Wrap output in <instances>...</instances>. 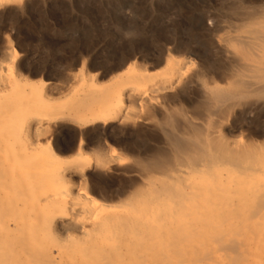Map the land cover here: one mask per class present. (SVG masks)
Returning a JSON list of instances; mask_svg holds the SVG:
<instances>
[{"label":"rangeland","instance_id":"rangeland-1","mask_svg":"<svg viewBox=\"0 0 264 264\" xmlns=\"http://www.w3.org/2000/svg\"><path fill=\"white\" fill-rule=\"evenodd\" d=\"M3 2L4 4L0 6V229L2 231H0V258L5 261H0V264H103L105 257L99 250L89 253L95 246L105 250L109 247V250L118 248L124 250L123 255H115V264H224L227 263L228 256V252L224 250V244L229 239L235 238L238 233L244 236L256 233V229L262 231L264 217L252 219L250 216L252 222L246 212L242 215L240 213V216L222 213L221 208L215 204L217 202L209 203L210 201L204 196L196 199L197 204H189V202L182 204V207L188 210L185 213L179 209L180 205L172 203L167 196L157 198L155 191L162 190L167 177L179 180L183 172L190 171L191 176H196L199 170V167L189 165L190 168H188L187 165V167L179 165L180 168L177 166L176 169L184 170L183 172L175 169L174 172L178 173H163L160 174L161 177L159 174L153 172L150 174L147 171L145 176L146 171L143 172V168L141 170L138 166L143 158L147 161L153 155H151L152 152L144 151L147 148H157L171 153L162 131L161 113H153L157 115L155 118L158 120L154 122V119V121L146 119V111L142 110V116H145L139 120L137 116H140L138 114L141 108L133 102H126L122 113L128 116V122H135L134 126L125 130L126 132L118 125L101 127V129L92 127L81 131L71 124L61 123L50 126L48 133L40 138H36L32 135L33 133L30 135L25 133L23 126L25 120L22 113L29 105L33 106V111L37 113L43 108V101L39 95H35L32 101L25 96L23 87L28 81L34 83L36 87H40V81L50 83L48 91H52L51 97L59 100L60 106L63 105L61 109H66L73 102L72 96L75 97L77 91L80 93L86 88L81 86L83 79L89 81L90 76L98 75L99 83L106 84L111 77H115L129 65L136 63L150 77L149 86L156 87L163 81L167 62L173 58L176 62L182 63L179 65L183 67L187 77L202 71L199 74L204 76H200L199 80L202 81H199V84L203 86L194 85L186 91L181 87L177 88L176 92L170 95L181 94V101L171 102L167 107L179 111L182 109L181 113L184 114L182 119L180 117L178 119L184 123L188 118L203 131L208 129L211 131L216 123H222L225 128H229L236 112H243L241 108L231 111L230 115L223 118L213 116L209 119L205 116L207 113H201L196 104L200 103L202 91L208 87L213 88L214 84L215 87L220 85L219 87L224 89L231 87L232 82L229 74L226 73L227 70L223 72L226 63L220 46L225 43L227 45L231 39L234 40H231L234 44L240 37L241 39L249 37L247 22L248 24L253 22L250 25L252 27L256 21L258 24L260 21V23L264 22V16L258 14L260 12L264 15V0H24L13 5L6 4L5 0ZM250 8L253 14L256 13L262 18L254 14L252 21L247 20L246 13L252 14V12L248 13ZM234 9L237 11L236 16L233 15L236 12ZM242 19L243 21L246 19V22H242ZM255 19L258 20L255 21ZM237 24L238 27H236ZM233 44L229 47H233ZM210 63L213 66H210ZM211 67L218 69L211 70ZM207 68H210V72ZM68 77H71L73 82ZM65 78L72 84L64 80ZM75 88L80 90H74ZM193 110L196 111L195 114ZM5 111L17 112L18 116L12 117L11 120H4L1 115L6 113ZM200 113L203 115L201 116ZM41 114L44 115L43 112ZM199 115L200 117L197 118ZM183 117L186 119L184 120ZM242 117L251 124L245 122L241 127L230 130L231 132L226 130L224 132L226 139L232 144L237 142L262 146L264 138H257L255 133L259 130V126L264 125V109L247 112ZM238 118L241 120L240 117ZM143 120L146 122L144 123ZM6 122H11V127L6 125ZM159 127L161 128L158 129ZM20 128L24 129V132ZM155 130L157 133L152 132ZM101 135H105L109 140ZM99 136L101 141L97 139ZM82 137L85 139L84 150L88 156L95 158V151H99L100 155L101 153L108 155L107 159H115V164L107 170L94 166L85 175L69 174L65 176V182L60 181L63 177L61 175L63 166L66 167L70 159L77 154ZM49 143H54L53 145L57 147L56 151L63 160H57L59 161L57 163L51 155L44 160ZM33 144H38L40 147L37 145L39 147L37 148ZM206 146L208 149L204 147V151L210 150L208 152L210 153L212 149ZM42 148L44 154L41 152ZM141 149L146 155L144 152L141 155ZM42 154L43 156H40ZM136 154L143 158L139 159ZM136 157L140 162L138 160L136 162ZM55 162L57 164H53ZM132 164L139 168L136 169ZM46 165L52 167L48 168ZM125 169L127 171H124ZM55 170L59 171L56 172L57 177ZM48 172L50 175H47ZM150 175L152 179L155 177V181L147 179ZM181 187L179 185L176 189L179 190ZM133 191L144 193L130 201L133 204L130 205L129 199L126 203L127 196L134 193ZM52 195H58V197ZM126 204L129 206L127 207ZM138 205L141 208L137 207ZM66 208L69 212L72 210L70 220L67 222L73 224L77 220L75 223L80 222V225L84 226L82 230L72 228L74 231L70 229L68 232V228L65 232L66 228L61 230L58 224L51 229L50 220L57 213H63ZM159 212L161 219L157 218ZM135 214L143 227L145 225L147 229L146 231L142 228L143 232L150 231L148 234L142 233L141 230L137 236L128 233L120 238L113 236L110 230L102 227L108 222L109 217L136 216ZM247 216L252 225L257 223L255 226L257 228H253L254 225L248 228ZM96 223L99 224V230H95ZM240 223L241 226L238 225ZM223 225H226V228ZM223 228L228 231L225 232ZM249 229L253 232H248ZM185 234L192 236L186 237ZM174 248L181 251L182 257L171 252ZM127 250H137V253H128ZM160 251H163L162 254Z\"/></svg>","mask_w":264,"mask_h":264},{"label":"bare ground","instance_id":"bare-ground-1","mask_svg":"<svg viewBox=\"0 0 264 264\" xmlns=\"http://www.w3.org/2000/svg\"><path fill=\"white\" fill-rule=\"evenodd\" d=\"M18 1L23 2L24 0H5L6 4H8V5H13ZM0 2H2V3H0V6H2L4 4L3 0H1ZM244 6L246 8V5H244ZM237 10H238V8H237ZM250 10H251V8H250ZM250 10L248 11V13L252 12V14L246 13V16H245L246 19L248 18L247 20L253 19L255 16L254 14H256V13L253 14V11L252 10L250 11ZM262 10H261V12H263ZM232 11H231V13H232ZM239 11H241V10H239ZM255 12H257V10H255ZM236 13H237V11L235 13H233V15H235ZM243 13L245 15V11ZM238 14H239V12H238ZM258 14H261V16H264L263 13L259 12ZM258 14H256V15L258 16ZM240 16L243 17L242 15H240ZM240 16H239V18H240ZM261 16H258V17H261ZM243 19H242V22H246V19L244 21H243ZM239 20H241V19H239ZM256 20H258V19H255V21ZM256 22L253 25V27L250 26L251 24H253V22L252 23L250 22L249 24L247 22V24H246V25H249L251 27V29L249 28V26L247 28L250 31L249 37H244L245 39H243V37L241 39V37H240L239 40L236 39L237 42H235L234 44L232 43V41H234V40H232L231 38L230 39L232 41L230 40L227 42L225 40L228 43L227 45H225L226 43L222 44V41H221L222 46H220V47H222L221 50H222V54L224 57L223 59L225 60L224 62L226 63V66L224 63H222V64H224V67H226V68L225 69L223 68L224 71H223V69H221V70L223 72H225V70H227L226 73L229 74L230 80L232 82L231 87L228 89H224V88H220L219 87L220 85L215 87V84H214V86L212 85L213 88L208 87L206 90L204 89L205 91L204 90L202 91V89H199L202 91V94L200 93L201 98H199L200 103L199 104L195 103L196 105H198V108L200 109L201 113H204V114H205V112L207 113V114H205V116L206 117L208 116V118L209 117L213 118V116H219V118H223L226 115H230L231 111L234 112L237 108H241L242 109L241 111H243V112H241V113L236 112L235 116L231 120V125L229 128L228 127L225 128L222 123H216L215 122L216 124L214 125V128L211 127L212 128L211 131H209V129L207 131H205V130L203 131V129L201 130L199 128V126H196L192 122H190V120L188 118L187 119L184 118L187 116L183 117L184 120L186 119V121L184 123L178 119V117H180L182 119V115L184 114V113H181L182 109L179 111L177 109L175 110V109H172L170 107L169 108L167 107L169 103H171V102L172 103H174V102L178 103L177 101L180 100L181 94L179 95V93H178L177 95H172L173 92H176L175 90L177 88L181 87V89L186 91V90H188L187 88H190V87L192 88V87H194V85L199 86L200 85L199 79L201 78L200 76H202V77L204 76V75L199 74L200 72H202V71H199V73L197 72L198 74L195 73L194 75L187 77L184 70L182 69L183 67L181 68L179 65L180 62H176V60H174L173 58H170L169 62H167L168 63L167 64V70L165 72L163 81L160 85H158L156 87L149 86L148 82L150 80V77L146 74V71H144L140 66H138L136 63H134V64L129 65V67H127V69H125L121 73L117 74L116 76L114 75L115 77H113V78L111 77L110 81L107 82L106 84H103L104 82L102 83L101 81H100L101 83H99V80H100L99 77L100 76H98V75L90 76L89 78H91V79L89 81H86L85 79H83V82H82L83 85H81V86H85L86 88L84 90L82 89L83 91H81L80 93H79V91H77L78 93L76 95L72 92L75 95V97L72 96L74 98L73 102L66 109H61L60 107L61 106L63 107V105L60 106L59 100L57 98L54 99L51 97L50 94L52 93V91L51 92L48 91L49 87H50V83L45 82V81H40V87H36L34 85V83H30L28 81L23 87V92H24L25 96L28 99H31L30 101H32L33 100L32 98H34L35 95H39L43 101V108L41 111H39V113L34 112L33 106H30V105L27 106V108L25 110H23L22 116L25 120V123L23 122L24 129L26 130L25 133L27 132L28 135L33 133L32 135H35L36 138H40L43 136V134L46 135V133H48V130H50V126L61 124V123L71 124L81 131H84V130H86L88 128H92V127H96V128L100 127V129H101V127L105 128V127H108L110 125H118L122 130L125 131V130L129 129L130 127L134 126L135 122L130 123L127 121V120H129L128 116L123 115V113H122L123 112V105L126 102H130V103L133 102V103L137 104L138 107L141 108L140 113L138 114L140 116H137L139 118V120L143 119L144 116L146 115L147 116L146 119H148L149 121L155 120L154 122H158V120L156 119L157 115H154L153 113H161L162 114L163 118L160 116L162 118V121L160 120L161 121V127H162L163 134L165 136V139L167 141L169 150L171 151V153H167V152L161 151L157 148H147V150H144V151L145 152L147 151L149 153L152 152L151 155L153 154L151 156V158L148 159L147 161L144 160L143 157H139L136 154L139 159L143 158V160H141V162L143 161V163H141L139 161V159H137V157H136V162L138 160V162H140V163H138V166L141 168V170L143 168V170H144L143 172L146 171L144 173L145 176H146L147 171H149L150 174H152V172H153L154 174L156 173L159 175L163 174V173L174 172L175 169L177 168V166L180 168L179 165H182V166H186V165L189 166L190 165L192 167H199V170H198V173L196 176L195 175L191 176L189 174L190 171L189 172H183L184 170L182 171L180 169H176V171H180V172L182 171L183 175L181 173L182 176H180L181 178H179V180H176V179L174 180V179L167 177L164 180L165 184L163 185L162 190H156L155 191L157 198L158 197L161 198V196H164V195L167 196L168 198L171 199L172 203L180 205L179 209L182 210L183 213H185L188 210H187V208L182 207V204H185L186 202H189V204L190 203H192V204L196 203L197 204L198 201H196V199L204 196L208 201H210L209 203H211L212 201L217 202L215 204L219 208H221L222 211L221 210L220 211L222 213L224 212V213H230V214H234V215L237 214L238 216H240L239 215L240 213L242 215V213L246 212V214H249L248 216H249L250 221H252L253 218L254 219L257 217L262 218V217H264V144L262 146H257V145L247 144V143L238 144L237 142L232 144V142L230 143V141L228 139H226L227 136L224 135V132L226 130H229V132H231L233 129L241 127L242 124H244L245 122L247 123L248 120H245L244 117H242L245 114H247V112H250V111L254 112V110L257 111V109H261V110L264 109V22L260 23L261 22L260 21L259 24H258V21H256ZM238 23H239V21H238ZM238 26L239 25L237 24L236 27H238ZM232 37L235 38L234 36H232ZM236 37H238V36H236ZM221 44H219V45H221ZM231 44H233L232 45L233 47H231V46L229 47V45H231ZM220 57L222 58V56H220ZM180 64H182V63H180ZM211 64L212 63H210V66H213V64L212 65ZM215 65H217V64H215ZM221 65H219V67ZM221 67H223V66H221ZM215 68L211 67V70L215 69ZM216 69H218V68H216ZM204 70H205V68L203 69V72H204ZM222 71L220 73H222ZM208 72H210V70ZM212 72H211V74H212ZM218 72H219V70H218ZM66 78L64 80L67 81L68 79H66ZM68 78L70 79L71 77H68ZM216 78H218V77H216ZM70 80L72 81V78ZM68 82H70V81L68 80ZM63 83L65 84V82H63ZM59 86H61V85H59ZM200 86H203V84H201ZM204 87H206V86H204ZM223 87H224V85H223ZM61 89H63V88H61ZM66 89H65V92H66ZM77 89L78 88H75L74 90H77ZM78 90H80V89H78ZM183 90L181 92H183ZM68 91H70V89ZM68 93H70V92H68ZM170 93H172V94L170 95ZM53 94H54V92H53ZM174 94H176V93H174ZM189 94H190V92H189ZM191 94H193V93H191ZM199 97H200V95H199ZM28 99H26L27 103H28ZM175 107H176V105H175ZM196 109H197V107H196ZM199 109H197L198 110L197 112H199ZM142 110L146 111L145 115L143 114L144 116H142ZM193 111H195V110H193ZM5 112L6 113H3L4 115L3 114L1 115V117L4 120H11L12 117L18 116L17 112H11V111H5ZM41 112H43L44 115L41 114ZM193 113L195 114L196 111ZM201 113H200V115H201ZM200 115L197 116V118L200 117ZM155 116H156V118H155ZM238 117H240L241 120H239ZM192 121H194V120H192ZM143 122H144V120H143ZM207 122H208V120H207ZM6 123H7L6 125H8V126L12 125L11 122H6ZM248 123H250V122H248ZM199 124H201V123H199ZM143 125H145V124H143ZM20 127L22 128V125H20ZM161 127H159L158 129H160ZM96 128H95V130H96ZM151 129L153 130V128H151ZM258 129L259 130L255 133V136H257V138H264V125L259 126ZM23 130L21 129L22 132H24ZM247 130H249V128H247ZM115 131H117V129ZM130 131H132V130H130ZM104 132H105V130H104ZM106 132H108V131H106ZM152 132L154 133V132H156V130L152 131ZM86 133H88V132H86ZM159 133H160V131H159ZM126 134H124V135L126 136ZM227 134H228V132H227ZM22 135H24V134H22ZM101 136H103V135H101ZM108 136H109V134H108ZM113 136H114V134H113ZM140 136H141V134H140ZM144 136H142V137H144ZM83 137H84V135H83ZM83 137L80 140V145L78 147V151H77V154L75 155V157L73 159H70V161L66 167L63 166L64 168L63 169L61 168L62 169L61 175H63V177L61 179H60V177L58 178V179H60V181L62 180L65 182V180H66L65 176H67L69 174L74 175V176L75 175H85L94 166H96L97 168H100V169H106L107 170V169H111L110 167L112 166V164H115L114 163L115 159L114 160L112 158L107 159L106 156H108V155L101 153L103 155L102 156V155H100L99 151H97V152L95 151V153H96L95 158H93L92 156H88L84 150V146H85L84 140L85 139ZM110 137L112 138V135ZM134 137H135V135H134ZM104 138H106V136ZM147 138H149V137H147ZM30 139L31 138H29V140ZM95 139H96V137H95ZM95 139H94V141H95ZM97 139H98V141H101L100 136ZM106 139L109 140V138H106ZM103 140L106 141L105 139H103ZM32 142H33V140H32ZM38 142H40V141H38ZM121 142H122V140H121ZM53 144L49 143L48 147L46 148L47 151H45V152L47 153L48 156L45 154L46 156H45L44 160L47 157H50V155L55 158L56 162H57V160H63L61 155H59L58 152L56 151L57 147H55ZM33 145H35V144H33ZM37 145H35V147L39 148L40 146L38 145L39 146L38 147ZM206 145H208L209 148L212 149L210 153H208L210 150L208 152L206 151L207 153L204 151V147ZM144 148H145V146H144ZM158 148H159V146H158ZM206 149H208V148H206ZM141 150H142V152H140ZM141 150L139 152L142 155V153L144 151H143V149H141ZM43 151H44V149L41 150L42 153H43ZM133 151H134V149H133ZM137 152H138V150H137ZM145 152H144V154L146 155ZM134 153H136V152H134ZM43 154L40 156H43ZM144 154H143V156H144ZM147 155H149V154H147ZM44 160H43V162H46ZM41 161H42V159H41ZM52 161H54V160H52ZM52 161H51V163H52ZM144 161H146V162H144ZM56 162L53 164H57L59 161L57 163ZM48 163H49V161H48ZM132 165H134V164H132ZM50 166H47V167L49 168ZM190 166L188 168H190ZM54 167L55 166L53 165V168ZM133 167H135V165ZM139 167H137V168H139ZM106 170H104V171H106ZM48 171H50V170H48ZM124 171H127V170L125 169ZM52 172H54V170ZM56 172H57V170H55V175H56ZM139 172H141V171H139ZM174 173L176 174L178 172H174ZM48 174H49V172L47 173V175ZM140 174H142V173H140ZM151 176L152 175H150V178L148 177L147 179H149V181H155L154 180L155 175L153 176L154 177L153 179ZM160 176H159V179H161V177H162V176L161 177ZM56 177H57V175H56ZM48 180L50 181V179H48ZM52 180H54V179H52ZM151 184L153 186L152 182H151ZM179 185H181L182 187H181V189L177 190L176 187L178 186V188H179ZM158 189H160V188H158ZM121 192L122 191H120V193ZM143 193H144L143 191H137V192L132 193L131 195L129 194V197L127 196V202L126 201H124V202L128 203V199H129V204L131 205L132 203H130V201L132 202L133 200H135V198H138V196L143 195ZM58 195H61V194L58 193ZM58 195H54V196L52 195V196L58 197ZM47 200H49V199H47ZM208 201H206V202H208ZM162 204H164V203H162ZM127 205L128 204H126V206ZM135 205H137V203ZM93 206L95 207L96 205L94 204ZM139 206L140 205H138L137 207H139ZM139 208H141V207H139ZM62 209H64V208L62 207ZM52 210H53V208H52ZM115 211H116V209H115ZM121 211H124V210H121ZM142 211H140V212H142ZM203 211H205V210H203ZM70 212L66 208L63 213H60V212L57 213L50 220L51 229H52V226L56 227L55 225L58 224V227L60 225V227L62 228L61 230H63V228H66L65 232H67L68 228H69L68 232L70 231V229L72 230V228L73 229L75 228L77 230L78 229L82 230V228H84V226H81L80 222H79V224L75 223V221L77 222V220L74 221L75 224L74 223L72 224L71 222L70 223L67 222V220H70ZM134 212H136V211H134ZM143 214H144V212H143ZM160 214L161 213L159 212L157 215L158 219L162 218V216ZM215 215H216V213H215ZM228 216L229 215H227V217ZM248 216H247V221H248L247 226H248V228H250L252 224L249 221ZM250 216L252 219L250 218ZM242 218H243V216H242ZM242 218H239V219H242ZM243 221L245 222L244 219H243ZM258 222H261V221L259 220ZM83 223H85V222H83ZM142 223H145V222L142 221ZM170 223H173V222H170ZM241 223H243V222H241ZM241 223L238 225L241 226ZM99 224H97V223L95 224V230L98 229ZM256 224L254 223L253 224L254 226L252 225L253 228H257V227H255V226H257ZM213 225H215V224H213ZM260 225H262V224L260 223ZM92 226H93V224H92ZM225 226L226 225H223V227H225ZM102 227L103 228L105 227L107 230H110L111 234L113 236L122 238V236L124 237L128 233H130L134 236L139 235V232L142 230V228H145V225L143 227V225L139 222L137 215L136 216L123 215V216H118V217H109L108 222L105 225L103 224ZM147 228H148V226H147ZM225 228H223L224 231L225 232L228 231V230H225ZM53 230H54V228H53ZM77 230H75V231H77ZM81 230H79V231H81ZM145 230L147 231L146 228H145ZM0 231H1V229H0ZM72 231H74V230H72ZM244 231L245 230H243V233L246 234ZM249 231H250V229L248 230V232ZM256 231H257L256 233H253V234L249 233L250 235L246 234L244 236H243V234L238 233L235 235V238H233L231 240L229 239V241L224 244V250H226L228 252V256L226 258L227 263H224V264H264V226L262 227V231L259 230L260 231L259 232L257 229H256ZM250 232H253V231L251 230ZM84 233H86V232H84ZM142 233H144L143 230H142ZM146 233L147 232H145L144 234H146ZM3 234H5V233H3ZM90 235H91V233H90ZM96 235H98V234L96 233ZM101 235H103V234H101ZM185 236L189 237L192 235L191 234H185ZM219 237H221V236H219ZM94 239H95V236H94ZM220 239H222V238H220ZM123 240H125V238H123ZM216 240L214 242H216ZM125 241H123V243ZM222 241H224V239H222ZM98 243H100V242H98ZM119 243H120V241H119ZM121 243H122V239H121ZM101 244H102V242H101ZM93 246H95V245H93ZM100 246H102V245H100ZM135 246H137V245H135ZM109 248H108V250H105V249H98L95 246V248H92L89 253H94L95 251L99 250L105 257L103 264H115V259H116L115 255L116 254L123 255L124 250H121L120 248L109 250ZM222 249H223V247H222ZM127 252L128 253H130V252L137 253V250H127ZM162 252L163 251H160L161 254H162ZM171 252L175 255L181 256V251L178 250L177 248H174L173 250H171ZM218 253H220V252H218ZM191 254H193V253H191ZM209 254H211V253H209ZM87 257H88V255H87ZM196 258H198V257H196ZM181 260L183 261V258ZM198 260H199V258H198ZM208 260L210 261V259H208ZM218 260H219V258H218ZM0 261H5V259L0 258ZM77 261H79V260H77ZM200 261H202V260H200ZM42 264H44V263H42Z\"/></svg>","mask_w":264,"mask_h":264}]
</instances>
